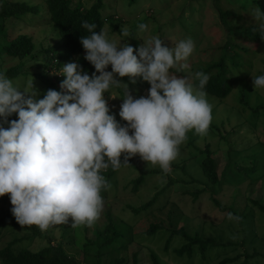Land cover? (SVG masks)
<instances>
[{"label":"clouds","instance_id":"1","mask_svg":"<svg viewBox=\"0 0 264 264\" xmlns=\"http://www.w3.org/2000/svg\"><path fill=\"white\" fill-rule=\"evenodd\" d=\"M251 17L264 40V12L254 8ZM81 27L89 33L80 44L95 69L91 77L77 63L64 64L57 74L64 77L62 91L50 89L37 99L32 82V91L21 90L0 70V122L9 125L0 124V197L9 196L20 226L42 232L69 221L74 228L93 225L103 209L101 191L109 186L104 171H116L139 155L167 174L187 133L206 135L212 119L204 90L208 75L170 72L188 68L195 48L190 37L169 48L152 36L134 54L132 46H117L103 28L97 33L95 23L83 21ZM137 29L143 33L147 25ZM119 34L127 37L128 28ZM124 77L147 82V95L134 99L118 79ZM252 83L254 91L264 89V75L252 76ZM120 85L126 88L118 113L124 125L109 114L105 100V93L117 99L110 90ZM12 114L18 119L8 121Z\"/></svg>","mask_w":264,"mask_h":264},{"label":"rangeland","instance_id":"2","mask_svg":"<svg viewBox=\"0 0 264 264\" xmlns=\"http://www.w3.org/2000/svg\"><path fill=\"white\" fill-rule=\"evenodd\" d=\"M14 1H29L34 6H45L44 0ZM81 1L87 8H91L98 2V0ZM102 1L104 16H116L124 21V25H120L118 30H114L111 25H106L104 29L107 37L117 46L124 43L131 46L126 37L121 36L118 32L121 27L126 26L129 30L127 37H129L131 26H133L131 24L135 22L134 19L138 18V14L141 18H146L148 15L156 21L151 24L147 22L145 32L136 31V43L133 45L134 54L135 50L143 43L142 41L152 36H158L169 48L174 47L179 40L190 37L194 41L195 48L192 56L186 61L188 68L181 69L183 76H190L193 74L194 67L211 59L212 54L205 50L215 45L213 41L218 39L215 36L218 29H225L219 12L212 7V0H138V3L132 8H129L128 0ZM231 1L229 2L235 11L241 3L251 4V0ZM217 5L229 9L224 0H221ZM237 12L242 11L237 10ZM46 14L44 9L40 15H30L25 21H17L8 28L9 39L26 34L32 37L36 45V57L28 60L19 69L20 72L28 69L30 73L28 78L21 79L25 83L33 82V73L42 72L38 68L44 66L41 55V52H44L43 49L59 40L54 27L48 23ZM242 16L244 17L245 14ZM242 20L243 18L237 21L242 23ZM223 29L220 36L227 35ZM253 54L249 58L248 67L240 72L233 91L226 99L212 100L206 94V98L212 106L211 126H209L207 134L202 137L191 131L187 133V139L180 146L178 157L172 162L180 166L185 163L183 170L170 166V172L165 174L158 166L147 165L139 155L132 156L129 161L133 166L121 169L115 176L105 205L93 225L74 228L69 221L65 224L51 226L43 232L38 229L33 240L23 239L17 244V247L24 246L38 251L45 247L49 240L52 242L63 241L66 243L64 248L68 253L74 254L83 249L88 254L94 255L96 246H88L89 241L98 237V231L106 223V213L110 212L118 228L124 224L132 229L133 234L126 253L128 264L133 263L134 253H139L140 264H151L150 254L152 252L157 254L161 263L206 264L198 260L199 258L189 261L186 258L177 257L174 250L183 245V240L179 237L169 241V233L158 232L155 237L144 235L152 223L163 222L169 226L171 215H173L176 227H185L191 236L201 234L205 239H214L215 241L221 239L224 243L236 244L238 248L233 250L230 256L235 257L236 254H240V262L245 259L244 250L252 255L256 252L259 255L264 254V214L253 204V201H258L264 205V176H262L264 173V148L256 144L257 141L264 144V111H260L258 116L253 115L254 111H252V108L264 103V89L254 91L252 83V76L264 73V40L257 45ZM17 64L18 60L10 58L8 55L0 57V70H3L4 73ZM179 71L175 68L170 70L172 74L181 77ZM19 81V78L14 81L16 87L21 90L28 88L29 91H32L28 84H25V88L20 87ZM120 81L127 85L128 93L134 99L146 96L150 88V85L140 78H137L135 83H132L128 77L120 78ZM35 83L38 85L36 81ZM119 88V90L117 88L110 90L117 99H111L108 93H105L109 114L115 117L118 124L121 122L118 113L123 102L120 98H123L126 92L124 85H120ZM33 90L37 99L43 98L45 93ZM247 94L250 108L246 107L243 102V97H246ZM206 145H210L212 148L213 157L218 164L217 171L223 181L222 189L218 194H215V197L224 205L232 204L234 210H238L239 213L245 209L247 213L255 210L254 218L250 217L245 223L239 224L237 219H228L227 214L231 212L220 214L216 203L212 201L211 192L205 191L197 200L191 196V193L198 190L211 188L207 185L209 182L200 166L203 156L206 155L201 151ZM122 156L124 157V155ZM254 156H256V160H254ZM252 166L257 168L252 175L254 181L243 171V168ZM150 170H155V173L147 172L143 175V171ZM135 181H141L136 191H134ZM157 194H159L157 201L152 208L141 214L133 212L134 208L149 202ZM11 208L9 196L0 197V215L13 216ZM233 216L235 217V215ZM12 219L15 220L14 217ZM13 227V225H8L3 231L0 248L15 239L31 236L27 229ZM86 229L87 231H85ZM259 258L260 262L255 264H264V258ZM257 260L258 258H255L251 260V263L254 264ZM216 263L217 261L211 262V264Z\"/></svg>","mask_w":264,"mask_h":264},{"label":"trees","instance_id":"3","mask_svg":"<svg viewBox=\"0 0 264 264\" xmlns=\"http://www.w3.org/2000/svg\"><path fill=\"white\" fill-rule=\"evenodd\" d=\"M212 1V7L219 12L222 18V25L225 28L222 29L227 35L220 36L222 29H218L215 35L218 39L213 41L215 45L205 50V52L209 51L212 54L211 59L202 62L198 67H194L192 72L194 74L197 71H201L207 74L209 79L204 89L206 94L211 97L212 100L221 101L231 94L235 83L239 79L240 72H243L245 68L248 67L249 58L254 55L253 53L256 51L257 45L262 42L258 24L252 19L251 11L258 7L264 12V0H251V4L241 3L240 7L236 8V11L231 7V0H224L229 6V9L218 7L217 4L221 0ZM137 3L138 0H128L129 8H132ZM44 4V7H39L32 5L29 1L0 0V57L8 55L10 58L17 59L18 64L8 69L5 75L11 79L13 83H16L14 81L19 78L20 87L22 86L25 88V84L30 85L21 80L22 78H28L30 74L28 69L21 72L19 69L22 68L28 60L36 57V45L32 37L26 34L9 39L8 28L17 21H25L30 15H40L45 9L48 23L54 27V31L58 35L59 40L53 42L50 47L44 48V52H41L44 66L38 68L42 72L33 73L32 87L36 91H42V93H46L50 89L61 92L60 83L64 77L57 74H59L62 65L70 62L77 63L80 69L86 71L90 77L95 71L94 67L84 59L85 50L80 44V38L83 35H89V33L86 29L81 27V23L83 21L95 23L97 26L95 31L99 33L100 29H105L106 25H111L114 27V30H118L120 25H124V21L116 16H104V3L102 0H98L91 8L85 7L81 0H44ZM237 10H241L242 12H237ZM133 11L135 12V10ZM129 12L131 13V11ZM241 13L245 14V16L243 17ZM139 16L140 14H138V18L134 19L135 22L131 24L133 26H131L130 36L126 37L132 47L136 43L135 34L136 31H138L137 25L139 23L147 25V22H150V24L156 22L148 15H146V18H141ZM242 18V23H239L237 20H241ZM118 33H120V31ZM164 45L166 46L165 43ZM107 70L111 71V66H109ZM181 71L182 70L178 73L183 76V72ZM262 75H264V73H262ZM35 81L38 85H36ZM114 88L120 89L119 87ZM247 99L248 94L246 97H243V102L246 107L250 108L251 106L248 105ZM262 110L264 111V103H260L255 108H252V111H254L253 115L255 114V116H258L259 112ZM211 116L213 118L212 112ZM16 119H18L16 114L7 117L8 121ZM0 124H2L3 127L8 126L7 123L0 122ZM124 124H126V122L121 120L120 125ZM256 144L264 148L263 143L257 141ZM201 152H205L206 155L203 156L200 166L209 182L207 185L211 186V188H205L204 190L191 193L193 199L197 200L202 193L208 191L212 193V201L216 203L220 214L231 212L235 217L239 218L237 219L239 224L245 223L250 217L254 218L255 210L247 213L245 209L242 213H239L238 210H234L232 204L224 205L215 197V194H218L223 186V181L219 177L217 171L218 164L213 157L210 145H206ZM229 158L231 157L229 156ZM123 160L124 157L121 156V161L123 162ZM254 160H256V156H254ZM127 162L128 164H122L116 171L109 168L102 173L109 185L106 190L101 191L103 206L105 205L111 187H113L112 184L115 176L121 169L133 166L129 159ZM182 165L184 167L171 163L172 167L181 168L183 170L185 168V163ZM256 169V167L253 168L252 166L250 168H243V171L254 181L255 179L252 175ZM147 172L155 173V170L143 171V175ZM262 176H264V173ZM139 182L141 181L134 182L136 184L134 191L138 189ZM158 195L159 194L154 196L153 199L144 205L134 208L133 212L135 214H141L143 211L152 208L157 201ZM6 196L7 195L3 197L5 198ZM253 204L264 214V205L258 201H253ZM0 216V238L8 225H13V228L22 227L12 219L13 216L9 214H2ZM106 218V223L98 231V237L89 241L88 246H96V253L94 255L88 254L87 251H83V249H80L82 252L79 251L74 254L68 253L64 248L66 243H63V241L52 242L49 240L46 246L40 248L38 251L24 246L17 247V244L23 239H27V241L33 240V236L36 235L35 232H38L36 226H25L23 228L27 229V232H29L31 236L15 239L1 247L0 264H128L126 253L128 252V244L133 234L132 229H129L124 224L118 228L110 212L106 213ZM185 229V227H176L173 215H171L169 218V226L163 222L152 223L148 226L144 235L155 237L158 232L169 233V241L173 240L175 237H179L183 240V245L179 249H175L174 252L177 257L181 259L186 258L189 261L199 258L198 260L206 264H211V262L215 261H217L216 264H252L251 260L258 258V260L254 262L255 264L260 262L259 257L264 258V254L259 255L256 252L252 255L244 250L245 259L240 262V254H236L235 257L230 256V253L238 248L236 244L232 242L224 243L221 239H219V241L205 239L201 234L191 236ZM85 231H87V229ZM38 236L41 235L38 234ZM138 256L139 253L133 254L132 264H140ZM150 258L151 264L164 263H161L157 254L153 252L150 254Z\"/></svg>","mask_w":264,"mask_h":264}]
</instances>
